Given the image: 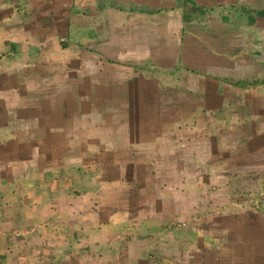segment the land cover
<instances>
[{"label": "crops", "instance_id": "obj_1", "mask_svg": "<svg viewBox=\"0 0 264 264\" xmlns=\"http://www.w3.org/2000/svg\"><path fill=\"white\" fill-rule=\"evenodd\" d=\"M166 1L0 0V264H264V212L244 205L264 199V92L219 119L207 93L167 108L166 85L188 79L167 68L186 50ZM135 83L159 85L173 122L117 121Z\"/></svg>", "mask_w": 264, "mask_h": 264}, {"label": "rangeland", "instance_id": "obj_2", "mask_svg": "<svg viewBox=\"0 0 264 264\" xmlns=\"http://www.w3.org/2000/svg\"><path fill=\"white\" fill-rule=\"evenodd\" d=\"M60 1L65 2L67 0ZM60 1L54 0L55 3L53 5L57 4V2L61 3ZM72 1L74 2L72 5L75 7L77 5L76 1L79 0ZM101 1L102 0H98V3H101ZM106 1L123 3L132 0ZM133 1L138 3L136 5L142 6L145 4L141 2L144 3L148 0ZM173 1L182 7L183 15L187 13L190 16L188 19L186 18L184 22L182 15V38L181 41H179L178 37L175 40L176 46L177 44L183 45L186 52L184 51L183 58H180V60L178 59L176 64L167 63L169 60H167L166 64L169 65L167 68L170 67V69L173 70L171 75H174L177 71L179 73L183 72L180 75H186L188 83L185 82L183 84L178 80H172L171 83L166 85V87H170L167 89V91H170V95L165 99L167 108L173 109L176 107V110H179V108L182 107V103L186 104L184 107H194V104L195 106L197 105L196 107H206V105H204L206 104L204 101L206 99V93L208 97L214 98L213 102L217 101L220 104L213 107L210 106L209 103L207 104L208 113L211 114L210 109L212 108L213 114H215V117L218 119L222 116L219 111L220 108L218 107H221V104L225 102V104L235 102L236 96H239L236 95L238 93H240L239 97H243V100L245 99V102L249 100V102H247L248 105H250V103L252 105L253 102L251 100L253 93L256 91L264 92V17H257V12L264 10V0H194L197 5L203 7V12L193 11L191 8L185 7L179 0H172V2L166 1V4L170 5V3H174ZM56 9L57 6L55 7V10ZM64 11L65 9H63V13ZM251 17L255 18L254 23L250 22ZM61 37H63V41H60L61 44L65 43V36ZM123 38L124 37L119 35L117 39L118 42H121V47L125 49L124 46L126 42ZM173 42V39L171 41L167 35L165 36V43L167 45ZM166 57L169 59L168 56ZM185 70L190 72L189 76ZM134 85L136 86L135 92L137 96L134 100H129L128 104L129 108H131L129 114L131 116H129L127 120L124 116H119V119H117L118 122L125 124L127 121L131 120L130 122L136 123L139 126L146 124L150 127L151 125L156 126L158 124H163L165 123L164 121H166V123L173 122L172 120L175 118H173L174 115L169 114L170 110H165V115H161V113H163L161 108L163 103L160 102V99L155 97V94H152L153 92H160V90H158L159 85L151 83H146L144 85H136L135 83ZM74 86L78 87L76 83L71 81L70 87L72 88ZM71 88L67 90V92L70 97L76 98L78 90L71 91ZM52 91L54 96H58V99L63 96L57 93L60 92V90L58 91L56 87H53ZM132 91H134L133 88ZM141 91L149 93V97L151 98H149V100L145 99ZM186 96H191L189 98L190 100L185 101L184 98H186ZM61 99L66 100L65 98ZM209 100L210 98L207 102ZM86 101L89 102V100ZM71 102L73 103L74 100H67L63 103L59 101V103L54 105L55 107L59 106L60 109L61 107L64 108V106L68 109H70V107L76 109L75 106H71ZM101 103H103L102 107L108 104L107 102L106 105H104L105 101L102 100ZM176 110L175 112L172 111V113H176ZM85 118L86 120L96 119V121L99 122L98 124H108L110 120L107 114L106 116H95L89 113L86 114ZM200 118H204V116H199V119ZM203 131L204 129L201 131V140L205 138L203 136ZM201 132L199 133L201 134ZM144 133L139 131L133 134H135L137 138H140ZM108 134L113 133L108 132ZM119 134L121 135L120 139H122L127 132H121ZM145 134L159 135L161 133H154L151 131V133ZM193 134L194 132L192 129L183 132V135L185 137L188 136V138H190L191 135L193 136ZM56 135L60 134L56 133ZM116 139L119 140L118 137ZM126 156L128 155L126 154ZM126 156L123 155L119 159L125 160ZM91 160L92 164H87L89 165L87 167H91V169L96 166L100 167V164L95 165L93 159ZM157 165V163L152 164L153 167ZM244 205L250 210L264 212V199L259 196L247 197Z\"/></svg>", "mask_w": 264, "mask_h": 264}, {"label": "trees", "instance_id": "obj_3", "mask_svg": "<svg viewBox=\"0 0 264 264\" xmlns=\"http://www.w3.org/2000/svg\"><path fill=\"white\" fill-rule=\"evenodd\" d=\"M181 1V3L185 6V7H189L191 8L193 11H199V12H203L202 10V6H199L196 4V2L194 0H179ZM121 7V6H120ZM190 15L187 14V13H184L183 15V20L184 22L186 21V18L188 19ZM257 17H264V10H260L257 12ZM251 23H254L255 22V18L254 17H251ZM244 84V83H243Z\"/></svg>", "mask_w": 264, "mask_h": 264}]
</instances>
